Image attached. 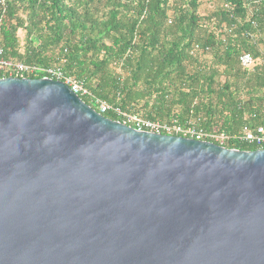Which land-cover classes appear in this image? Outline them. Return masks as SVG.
Listing matches in <instances>:
<instances>
[{
	"label": "water",
	"instance_id": "1",
	"mask_svg": "<svg viewBox=\"0 0 264 264\" xmlns=\"http://www.w3.org/2000/svg\"><path fill=\"white\" fill-rule=\"evenodd\" d=\"M0 264H264V150L138 132L62 82L0 79Z\"/></svg>",
	"mask_w": 264,
	"mask_h": 264
},
{
	"label": "trees",
	"instance_id": "2",
	"mask_svg": "<svg viewBox=\"0 0 264 264\" xmlns=\"http://www.w3.org/2000/svg\"><path fill=\"white\" fill-rule=\"evenodd\" d=\"M3 2L4 58L60 69L96 112L92 99L231 138L243 126L264 127V0ZM102 116L118 121L112 111ZM223 147L254 150L236 140Z\"/></svg>",
	"mask_w": 264,
	"mask_h": 264
},
{
	"label": "built area",
	"instance_id": "3",
	"mask_svg": "<svg viewBox=\"0 0 264 264\" xmlns=\"http://www.w3.org/2000/svg\"><path fill=\"white\" fill-rule=\"evenodd\" d=\"M3 0H0V5L3 6ZM240 64L244 68L251 66V59L249 56H244L240 59ZM0 73L2 78H17V79H33L30 77H40L37 79H50L53 81L62 82L66 85L70 91L76 96L81 98H88V92L82 87V84L78 81L65 77L63 72L58 68L42 67L37 65H24L21 63H15L3 56V51L0 48ZM91 105L97 107V113L102 115L108 111H112V114L118 118L119 123L122 125L133 128L138 132H147L157 135L181 137L186 139H192L195 141L209 142L219 147H223L225 143L236 140L241 145L253 147L254 150H264V127H250L243 126L239 131V135L229 137L227 135L211 132L207 133L196 127L188 124L185 127L179 126L172 122L169 124H162L159 122H152L144 120L136 115L123 113L118 109H111L105 103L99 100H90ZM90 107V106H89Z\"/></svg>",
	"mask_w": 264,
	"mask_h": 264
}]
</instances>
